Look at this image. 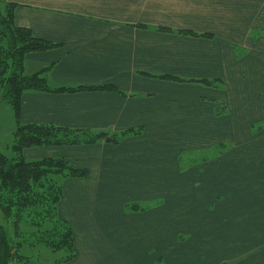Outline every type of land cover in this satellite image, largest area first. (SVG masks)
Wrapping results in <instances>:
<instances>
[{"label":"crops","instance_id":"1","mask_svg":"<svg viewBox=\"0 0 264 264\" xmlns=\"http://www.w3.org/2000/svg\"><path fill=\"white\" fill-rule=\"evenodd\" d=\"M6 2L15 5L18 27L55 45L25 57L24 74H39L51 92L24 93L22 123L117 139L24 151L28 161L65 158L89 173L63 180L57 211L72 229L75 259L36 262L264 264L263 217L252 221L235 213L227 221L230 234L218 227L212 232L219 219L201 229L194 218L192 211L205 203H216L223 214L243 203L227 197L243 189L226 188L224 157L214 160L215 175L203 165L208 159L182 157L209 148L212 138L217 145L235 141L236 131L254 118H244L253 101L252 111L244 112L237 98L242 83L254 80L260 62L254 54L262 55L264 0ZM100 87L114 90L90 89ZM180 194L193 207L185 218L177 212ZM246 226H254V249L240 244L253 238L243 234ZM179 233L187 237L185 247ZM20 256L30 264V256Z\"/></svg>","mask_w":264,"mask_h":264},{"label":"trees","instance_id":"2","mask_svg":"<svg viewBox=\"0 0 264 264\" xmlns=\"http://www.w3.org/2000/svg\"><path fill=\"white\" fill-rule=\"evenodd\" d=\"M14 10L15 5L6 1L0 3V96L11 108L15 121L12 156L0 151V210L6 220H15L17 229L22 222L45 228L42 233L47 237L42 239L52 252H65L61 262L67 263L76 257L75 240L69 224L57 219L63 189L53 178L62 176L64 179H83L89 173L73 167L67 159L27 161L24 151L34 147L92 144L97 141L117 143V139L105 133L89 134L22 123L24 93L30 90L51 92L46 80L39 74H24L25 57L32 52L50 50L55 45L36 38L28 29L18 27ZM202 83L212 85L207 81ZM90 89L114 90L112 87ZM79 90L81 89H59L56 92ZM29 218L37 222L33 224ZM26 263L27 259L19 255L18 247L10 243L6 231L0 227V264Z\"/></svg>","mask_w":264,"mask_h":264},{"label":"rangeland","instance_id":"3","mask_svg":"<svg viewBox=\"0 0 264 264\" xmlns=\"http://www.w3.org/2000/svg\"><path fill=\"white\" fill-rule=\"evenodd\" d=\"M4 1L6 0H0V3L2 4ZM260 46L262 48L260 49L262 55L256 56L254 54V61H260L259 64L254 62V80H246L242 83V95L241 98H237L238 102L240 99L241 102H244L242 109L244 112L252 111L250 109V101H253V111L244 116V118L248 119L254 116L252 121L245 123V125L243 124V127L236 131L237 135L233 136L235 141L230 140L224 145H217L215 143H218V140H214V138H212V144L215 145L211 144L209 148L196 147L197 149L193 152H186L182 155L184 160H187L188 158L190 159V157H197L199 160L208 159L209 162L206 161L203 165H206L205 169L208 167L207 174L210 172L212 175H215L212 171L213 169H217L219 164L218 162L214 164V160L219 158V156L224 157V162H220V169L221 171L226 169L228 173V177L224 180L226 188L236 186V188L241 187L243 189L241 193L227 194V197H231L233 199L237 197L243 199L241 207L234 205L233 207H235V210L232 208L231 212L228 210V213L226 212L223 214L222 212L224 210L220 212L216 203H205V205H202L201 209L193 210L192 212L195 215L194 218L196 219V222L201 223V229L203 228L204 223L208 220L219 219L220 224L215 225L214 222L212 232L216 229V227H218L225 229L226 232L230 234L231 232L233 233V230L227 221L234 219L233 215L235 213H238V216L241 218H249L252 221H254L255 218L257 219V217L264 218V208L258 206H264V46ZM245 104L247 105L245 106ZM14 131L15 121L13 112L11 108L2 101L0 96V151L7 156H12L11 146L13 144ZM69 162L72 165L71 161ZM201 165L202 164H200V167ZM195 168L198 169L197 167ZM55 177L56 178H53L54 182L63 187L64 177ZM208 178L209 177L207 175L203 181H206ZM196 185L200 186L199 183H196ZM178 196V216L180 218H185V215L190 213L193 207L188 205V201L183 198L184 195L180 194ZM220 196L225 197L226 195L221 194ZM199 205L200 204L198 203L195 204V206ZM210 205L212 206L211 208H209ZM182 215L184 216L181 217ZM29 219L33 222V224L35 221L37 222V220H33L31 218ZM14 221L10 219L6 220L0 210V227L6 231L10 243L13 246L18 247L20 255L30 256V264H40L43 260L48 262L49 258H52V261L56 259L58 260L66 255L63 251L55 253L51 252L44 239H42V237H45V239L47 237L46 234L42 233L45 231V228H39L38 226L33 225L30 226L22 222L19 224L17 229L15 228ZM223 221L228 225H224L225 223H223ZM260 224V227L258 225V230L260 228H264L262 225L264 222H260ZM246 227L248 228L244 230L243 234L253 235V238H249V236L243 237L241 239L243 241L240 244L244 246V250H249L251 248L254 249V226ZM196 228H198L197 225ZM187 242V237L184 234L179 233L178 243L185 247ZM230 244L234 246L233 243ZM240 244L237 246L239 249L241 246ZM36 260H39L40 263L36 262Z\"/></svg>","mask_w":264,"mask_h":264}]
</instances>
